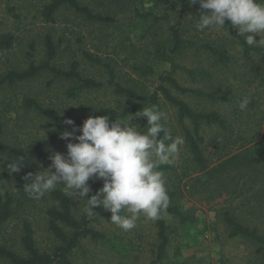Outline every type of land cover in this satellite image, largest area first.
<instances>
[{
	"label": "rangeland",
	"instance_id": "1",
	"mask_svg": "<svg viewBox=\"0 0 264 264\" xmlns=\"http://www.w3.org/2000/svg\"><path fill=\"white\" fill-rule=\"evenodd\" d=\"M50 1L0 0L2 28L15 33L18 38L11 50L0 49V77L11 69L26 68L31 61L40 63L45 58L42 36L46 32H53V28L43 22L41 8ZM80 1L95 11L114 17L129 15L133 13V8L144 12L152 11L158 17L167 12L169 17L158 21L136 17L124 22L104 24L87 20L69 5L63 6L57 13L58 23L55 29L57 36L63 35L64 43L54 63L69 68L70 62L78 60L83 76L103 82L104 86L100 90H83L74 98L68 94L72 82L56 78L48 71L27 81L5 83L0 87V121L3 123L2 139L5 142L29 147L37 140L47 137L53 128V124L34 107L24 104L26 98H35L43 106L67 118H88L90 115L83 110L84 105L106 106L120 112L124 106L136 104V101L114 93V86L109 83L108 67L93 64L85 58L84 51L92 52L111 64L115 80L122 85L140 92L155 91L160 84V75L172 68V61L162 52L172 33V26L179 27L184 38L209 42L230 57L229 62L224 64L218 61L217 56L195 48H189L177 55L174 60L179 67L175 77L183 86L219 93L229 98L243 95L244 99L263 102L264 98L259 94V90L263 89L257 76L264 69V55L252 51L247 56L241 43V38H245L236 36L235 28L224 26L220 29L197 31L195 25L199 16L194 11L182 14L180 10H169L167 4L156 5L152 0ZM255 38L259 40L261 37L256 35ZM32 42L34 48L31 46ZM257 46H264V34ZM31 53L33 57L29 59ZM149 68L153 71L150 72ZM172 92L187 101L196 111L217 110L231 117L237 106L233 101L221 102L196 94H182L175 89ZM143 107H139L136 113ZM159 110L167 115L164 123L172 136H180L184 140L175 162L166 164L168 168L159 170L163 172L167 191H179L175 200L183 205L185 211L197 214L198 221L182 224L177 218L168 215L167 221L172 228L169 234L171 240L164 259L155 264H264V251H257L259 244L241 235L231 237L230 226L224 217L228 210L246 220L242 215L244 213L248 216L247 219L253 220L261 228L264 227V215H254L249 210L254 200L247 198L252 199L250 196L254 192V184L243 186V177L249 174L248 169L230 167L225 173L211 179L204 172H194L192 154L186 145L185 132L179 122L177 109L161 97ZM133 114L119 119L127 122ZM143 119L144 117L133 115L131 121L132 124L140 126L141 132L147 129L142 126ZM185 123L192 129L189 119ZM201 132L206 140L207 154L215 153L212 146L214 139L224 145L228 140L224 132L216 126L203 124ZM158 136L163 139V132ZM66 143L61 138L58 140L46 153V164L33 158L35 173L42 168H48L52 153H66ZM217 156L215 155L216 161L211 167L221 162ZM17 175L18 172H12L5 184L0 183V192L8 186H14ZM236 183L238 190L233 186ZM89 184L92 189L89 193L91 196L103 186V181L90 180ZM58 188L64 190L60 186ZM71 199L76 217L91 218V226L107 236V240L82 239L71 256L75 264H152L157 261L160 237L156 220L148 219L141 213L136 220V226L125 231L111 222L110 211L95 206L93 210L97 213L89 216L86 199ZM48 200L49 197L36 200L27 205L23 213L11 217L3 225L0 242L24 253L21 234L23 221L28 218L37 245L41 249L49 251L59 244L47 228L45 209ZM244 206L248 210L243 211ZM0 264L11 263L0 258Z\"/></svg>",
	"mask_w": 264,
	"mask_h": 264
},
{
	"label": "trees",
	"instance_id": "2",
	"mask_svg": "<svg viewBox=\"0 0 264 264\" xmlns=\"http://www.w3.org/2000/svg\"><path fill=\"white\" fill-rule=\"evenodd\" d=\"M157 4H167L171 11L180 10L182 14L194 11L198 16L199 12L204 10L199 8L198 4L190 5L188 0H152ZM69 5L78 14L84 16L87 20L98 23H118L124 22L131 18L140 17L142 19H154L155 21L167 19L169 13L163 14L161 17L154 15L152 11L144 12L139 8H133V13L124 16L114 17L105 15L102 12L93 10L89 5L83 4L80 0H51L41 8L43 22L49 24L53 28V32H46L43 38L45 48V58L36 63L31 61L26 68L11 69L0 77V87L5 83L15 84L23 82L39 76L42 72L48 71L56 78L69 80L72 86L68 89V94L71 97H77L83 90H100L104 83L97 81L91 77L83 76L79 70V61L73 60L70 62L69 68H63L55 59L59 55V51L64 43L63 35H56L55 26L58 23L57 13L65 6ZM227 27H232L230 22L226 20ZM172 33L169 40L162 50L163 55H168L172 68L160 75V84L153 92H140L133 87L124 86L115 80V73L111 64L106 63L101 57L94 55L92 52L84 51L83 54L90 62L96 65H104L108 67L110 74L109 83L113 85L114 93L128 100L136 101V104L126 105L120 112L114 108L106 106L84 105L82 108L85 113L90 116L108 115L109 119H119L136 113L139 107L160 108L161 97L172 104L178 113V119L185 132L186 145L192 154V163L194 172H204V175L211 179L220 174L225 173L230 167L247 168L248 175L243 177V186L248 183H253L254 190L251 198L250 212L254 215H264V99L263 102H257L254 99L249 100L246 109L241 110L240 103L244 100L243 95L227 97L214 92H205L197 88L183 86L175 77L178 63L174 60L177 55L182 54L189 48L204 50L218 57V61L227 64L230 57L225 51L221 50L216 45H212L206 41H195L184 38L179 27L172 26ZM237 31V30H236ZM18 38L15 33L5 31L2 28L0 20V49L11 50ZM241 43L247 56L254 51L264 55V46H248L245 40L241 38ZM34 48V42L31 43ZM33 53L30 58L32 59ZM152 72V68H149ZM256 72V70H255ZM260 86L263 90H259V94L264 98V69L258 74ZM172 89L178 90L182 94H196L203 97H209L213 100L236 103V109L231 117H227L223 112L213 111H196L190 104L181 99L172 92ZM24 104L29 107H34L40 114L46 117L53 128L49 135L34 142L29 147H20L14 144H9L2 139L3 123L0 121V183L5 184L10 179L11 173L7 169L10 161L22 160L24 166L18 172L14 186H8L3 192H0V233L3 225L13 216H18L27 209V205L36 201L28 196L24 190L26 181L23 177L27 173L35 174L33 158H36L42 164L47 163L46 153L58 142L61 138L60 133L65 128L71 126L65 125L63 121L67 118L61 113L43 106L35 98H26ZM77 126L82 125L85 117H73ZM189 119L192 123V129L187 127L186 120ZM203 124L216 126L226 135L227 142L222 144L219 140L214 139L212 146L215 150L214 155L207 154L206 140L202 135ZM142 126L147 128V120L144 117ZM229 134V135H228ZM236 147V148H235ZM221 162L215 164L216 158ZM169 166L162 165L161 169H166ZM238 190V183L233 185ZM169 195V206L160 219L156 220L159 228L160 244L158 246L157 261L161 262L167 252L170 243V232L172 228L167 221V216L172 215L177 218L182 224H192L198 221V216L195 213L184 210L183 205L175 199L179 193L177 190L167 191ZM181 194H183L180 191ZM49 197L45 214L47 228L53 234L59 244L54 245L48 250L41 249L34 237V230L28 218L23 221V232L21 234V245L24 253L18 252L15 249L4 245L0 242V258H3L11 264H75L71 256L84 238H90L94 241L107 240L106 234L98 231L91 226L92 219L86 217H76L73 210V202L70 196L65 194V191L56 188V190L44 196ZM247 200V201H248ZM243 211L248 210L246 206ZM242 213V212H241ZM246 220H243L239 214H233L228 210L225 211V221L230 226V236H244L259 244L257 251H264V227H260L253 220L247 219L248 216L242 213Z\"/></svg>",
	"mask_w": 264,
	"mask_h": 264
},
{
	"label": "clouds",
	"instance_id": "3",
	"mask_svg": "<svg viewBox=\"0 0 264 264\" xmlns=\"http://www.w3.org/2000/svg\"><path fill=\"white\" fill-rule=\"evenodd\" d=\"M204 10L199 12L196 30L220 29L226 20L245 38L248 46H257L264 34V0H188ZM256 35L261 38L257 40ZM249 99L240 103L246 109ZM133 115L145 117L147 129L132 124ZM129 121L109 120L108 115L89 116L77 126L72 118L63 123L71 126L60 133L67 141V152L51 154L48 168L35 174L27 173L24 190L40 200L58 186L71 197L87 200V214L95 206L111 212V222L128 231L136 226L143 213L148 219H160L169 206V195L161 165L172 164L178 157L184 140L173 137L165 126L167 115L159 109L143 107ZM163 132V139L158 136ZM165 141H169L166 143ZM10 161L9 173L20 172L22 160ZM90 180H102L103 186L94 194ZM124 212V215L121 213Z\"/></svg>",
	"mask_w": 264,
	"mask_h": 264
}]
</instances>
